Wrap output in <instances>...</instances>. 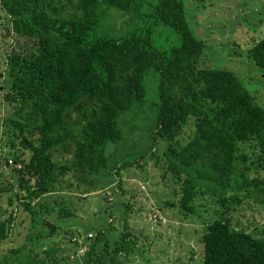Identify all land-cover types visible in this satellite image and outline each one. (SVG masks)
<instances>
[{
  "label": "trees",
  "instance_id": "obj_1",
  "mask_svg": "<svg viewBox=\"0 0 264 264\" xmlns=\"http://www.w3.org/2000/svg\"><path fill=\"white\" fill-rule=\"evenodd\" d=\"M133 1H4L13 32L35 43L28 54L6 56L5 96L15 109L27 108L22 119L8 122L7 141L16 147L11 154L16 190L8 204L19 201L33 215L29 201L53 191L57 176L68 166L56 164L49 151L67 136L65 110L82 97L91 104L73 143L72 172L90 181L106 170L104 144L119 139L118 116L142 100L143 77L153 67L158 74V100L152 137L165 142L161 154L154 157L160 161L157 166L170 179L171 192L179 191L176 204L183 214H195L196 192L217 203V208L212 206L214 216L203 221L201 264H264V236L254 235L246 218L232 213L240 198L247 196L250 182L264 183V107L233 71L199 64L203 42L191 33L181 0H156L152 6L153 20L169 24L179 35V44L168 49L151 45L149 26L119 36L95 33L104 7L119 13ZM245 56L264 68V34L246 46ZM189 120L191 131L180 142L179 134ZM243 143L257 147L259 156L241 151ZM247 159L255 160L261 171L248 177L240 166ZM236 167L241 181L233 186ZM3 185L0 178V194ZM235 188L243 193H232ZM62 212L68 214L70 209L60 208L57 214ZM11 217L9 209L6 221H0V240Z\"/></svg>",
  "mask_w": 264,
  "mask_h": 264
},
{
  "label": "rangeland",
  "instance_id": "obj_2",
  "mask_svg": "<svg viewBox=\"0 0 264 264\" xmlns=\"http://www.w3.org/2000/svg\"><path fill=\"white\" fill-rule=\"evenodd\" d=\"M4 1L0 0V178L5 190L0 194V221H6L9 209L12 221L0 240V264H93V261L94 264H201L199 237L203 221L214 216L212 206L217 208V203L208 194L203 197L196 192L195 214H183L176 204L179 191L171 192L170 179L166 180L157 166L160 161L154 157L161 154L165 142L160 137H152L158 100V74L153 67L143 77L142 100L131 103L118 116L119 139L104 144L106 170L90 181L72 172L73 143L83 124L81 117L87 115L85 108L91 104L88 98L82 97L65 110L63 124L67 136L49 151L56 164L68 166L57 176L53 191L29 201L35 208L33 215L19 201L8 204V198L16 190L11 158L16 147L7 141L11 127L8 122L10 118L22 119L27 108L15 109V103L5 96L6 56L15 52L28 54L35 43L13 32ZM155 1L134 0L119 13L102 5V16L93 30L119 36L149 26L152 46L168 49L179 44V35L173 27L153 20ZM181 2L191 33L203 42L199 64L233 71L264 107V68L245 56L246 46L264 34V0ZM191 128L189 120L179 134L180 142L188 138ZM242 150L248 151L250 157L259 156L255 146L243 143ZM240 166L248 177L260 170L255 160L247 159ZM239 167L230 182L233 186L241 181ZM238 189L231 191L239 196L243 191ZM247 189L248 194L244 192L247 196L240 198L232 213L246 218L248 229L254 235L264 236V183L250 182ZM60 208L70 209V213L57 214ZM44 221L54 226L51 236H47ZM71 235H78L81 246L70 240ZM48 247L50 251L46 253L44 250ZM89 247L91 250L84 255Z\"/></svg>",
  "mask_w": 264,
  "mask_h": 264
},
{
  "label": "water",
  "instance_id": "obj_3",
  "mask_svg": "<svg viewBox=\"0 0 264 264\" xmlns=\"http://www.w3.org/2000/svg\"><path fill=\"white\" fill-rule=\"evenodd\" d=\"M8 31L6 28H4V35H7ZM43 225L47 228V236H51L54 232V226L51 222L49 221H44Z\"/></svg>",
  "mask_w": 264,
  "mask_h": 264
},
{
  "label": "built area",
  "instance_id": "obj_4",
  "mask_svg": "<svg viewBox=\"0 0 264 264\" xmlns=\"http://www.w3.org/2000/svg\"><path fill=\"white\" fill-rule=\"evenodd\" d=\"M68 237H70V240L72 241V242H75V243H77L78 245H80V239H79V237H78V235L77 236H75V235H71V236H68ZM81 246V245H80ZM81 248V247H80ZM80 251V250H79Z\"/></svg>",
  "mask_w": 264,
  "mask_h": 264
}]
</instances>
